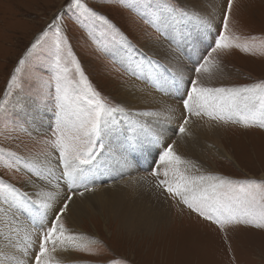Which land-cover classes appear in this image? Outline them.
Returning a JSON list of instances; mask_svg holds the SVG:
<instances>
[{
	"label": "snow or ice",
	"instance_id": "1",
	"mask_svg": "<svg viewBox=\"0 0 264 264\" xmlns=\"http://www.w3.org/2000/svg\"><path fill=\"white\" fill-rule=\"evenodd\" d=\"M119 2L153 29L157 40L169 42L165 59L175 56L194 31H216L215 14L199 7L200 0ZM233 4L227 0L214 46L186 80L182 71H171L160 59L136 49L86 0H67L18 59L0 99V123L26 132L36 146L27 156L0 149V167L22 174L18 183L0 178V264H69L57 252L97 255L99 241L66 224L73 197L93 191L89 181L108 171L113 161L126 167L146 152L152 155L151 180H140L161 195L166 193L222 232L238 226L264 231V178L233 179L203 171L177 150V141L165 143V126L177 120L182 139L192 136L193 118L208 126L264 130V80L238 86L206 83L222 71L219 53L256 48L231 34ZM66 13L137 80L165 95L184 87L183 110L162 104L156 111H139L104 96L72 50L63 27ZM45 115L46 124L37 127L35 122ZM140 117L151 118V123ZM65 186L67 195L61 199Z\"/></svg>",
	"mask_w": 264,
	"mask_h": 264
},
{
	"label": "rangeland",
	"instance_id": "2",
	"mask_svg": "<svg viewBox=\"0 0 264 264\" xmlns=\"http://www.w3.org/2000/svg\"><path fill=\"white\" fill-rule=\"evenodd\" d=\"M66 2L67 0H0V99L3 98L9 74L18 59ZM86 2L106 15L128 37L132 45L140 48L157 40L153 29L131 9L123 7L119 0ZM63 27L72 50L90 81L104 96L118 102L115 92L117 87L129 80L127 72L113 62L109 54L97 47L72 13H66ZM229 27L233 37H239L237 42L256 46L250 52L233 48L219 53L218 59L221 62L236 69L235 76L229 79L230 83L238 86L264 80V0H234ZM194 34L196 40L204 39L208 44L197 51L193 67L215 44L212 43L213 36H208L206 40L202 35L204 33L200 36ZM30 59L35 63L33 58ZM225 128L227 138H221V143L233 155V162L222 158L223 160L213 163L215 159L213 161L210 158L217 174L233 179H262L264 130L242 129L232 125ZM219 137L223 136L220 134ZM0 149L27 156L36 150V146L26 132L0 123ZM21 175L0 167V178L6 181L22 182ZM173 206L184 211L180 213L178 209L173 212L172 217L176 218V223L168 222L169 218L166 221L168 223L162 225V229L146 241L139 236L130 240L120 232L115 236V227L110 224H107L108 228L104 227L100 217L93 220V226L84 220L80 226L87 233L86 236L96 240L95 236L98 235L100 241L94 246L97 255L73 253L75 263L113 264L114 261H119L120 264H264V231L238 226L222 232L216 225L204 221L183 205L174 201Z\"/></svg>",
	"mask_w": 264,
	"mask_h": 264
},
{
	"label": "bare ground",
	"instance_id": "3",
	"mask_svg": "<svg viewBox=\"0 0 264 264\" xmlns=\"http://www.w3.org/2000/svg\"><path fill=\"white\" fill-rule=\"evenodd\" d=\"M226 2L227 0H200L198 5L208 11H212L216 16L214 25L216 31L210 34H202L206 40L208 36L210 38L213 36L212 43L215 42L220 30L219 25ZM194 33L196 32H193L189 41L181 46V50L175 56H168L167 59L164 58L169 43L167 40H153L140 48L133 46L148 55L160 59L162 63L168 65L171 71H182L187 80L193 74L194 67L192 63H195V59H197V51L200 47L201 49L205 48L206 44H208L205 43L204 39L196 40ZM190 41L193 42L191 43ZM200 60L202 59L197 60V63ZM118 64L121 66L120 63ZM231 68L221 62L222 71L214 80L206 81V83L211 86H234L229 79L235 76L236 69ZM127 74L129 75V80L117 87L115 92V99L118 102H122L127 107L139 111H156L160 109L162 104L173 105L181 111L183 110L181 101L182 95L186 90L184 87H181L179 92L175 89H170L169 94L165 95L153 90L151 85L144 80H137L134 76ZM140 119L151 123V118L140 117ZM46 121L47 115H45L43 121L38 120L35 124L40 127L42 123L46 124ZM178 124L179 121L177 120L165 126L167 128L165 143H171L173 140L177 141V150L186 158L195 161L203 171L217 174L213 163L226 158L233 162V155L221 143V138H227L225 127L208 126L204 121L193 118V124L191 125L192 136L182 139L176 132ZM220 134L223 137H219ZM210 158H214L215 161L213 159L214 162L212 163ZM150 162L152 165V155L147 152L142 157L138 156L137 161L130 162L126 167H122L121 164L113 161L109 165L108 171L100 172L93 180L89 181L90 186L94 189L93 191L85 192L83 196L75 195L73 197L70 212L65 218L68 227L74 232L86 236L87 233L81 229L80 225L85 220L93 226L92 224L95 223L93 220L100 217L102 222H104V227L108 228L107 224L115 227V236L120 232V234L123 233L130 240L139 236L143 241H146L151 236H155L157 231L162 229V225L168 222H175L176 218L172 217L173 212L178 209L180 213L184 211L179 207L176 209L173 206L174 201L166 198V193L161 195L150 183L140 180L141 177H148L151 180L149 176L151 171ZM261 177L264 178V175H261ZM133 181L140 182L133 183ZM79 191H82V189H73V192ZM65 195H67L66 186L62 191L61 199ZM95 237L97 241L100 239L98 235ZM55 255L57 258L68 261L69 264H76L72 256L73 253L57 252Z\"/></svg>",
	"mask_w": 264,
	"mask_h": 264
}]
</instances>
